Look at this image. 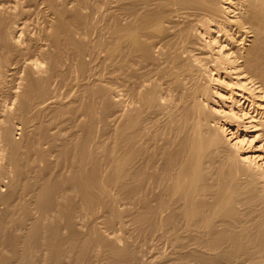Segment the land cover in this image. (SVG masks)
I'll list each match as a JSON object with an SVG mask.
<instances>
[{
    "label": "bare ground",
    "instance_id": "obj_1",
    "mask_svg": "<svg viewBox=\"0 0 264 264\" xmlns=\"http://www.w3.org/2000/svg\"><path fill=\"white\" fill-rule=\"evenodd\" d=\"M0 95V264H145L98 226L130 221L193 235L165 264H264V0H0Z\"/></svg>",
    "mask_w": 264,
    "mask_h": 264
},
{
    "label": "rangeland",
    "instance_id": "obj_2",
    "mask_svg": "<svg viewBox=\"0 0 264 264\" xmlns=\"http://www.w3.org/2000/svg\"><path fill=\"white\" fill-rule=\"evenodd\" d=\"M99 38L100 37L97 35L96 41ZM104 39L105 38H103V40ZM95 52L97 53V55L95 56V60L93 61V63H90V66L96 68V70H97V72L101 78L108 80V77L111 76L112 62L105 57L106 52H105L104 47H99L98 50H96ZM87 58H89V61H90V59H92V57L89 55L87 56ZM0 100H1L0 107L2 109H6L8 101L5 100L4 97H2L1 95H0ZM126 105H127V102H124L123 105L121 106V108L126 109ZM99 110L101 111L102 114H104V112H106V110H101V109H99ZM109 113H110V111H109ZM81 119L82 120H80L79 122H83V121H84V123L87 122L86 116H82ZM15 122H16V125L19 124V122H17V121H15ZM98 126H99L98 128H100V129L97 128L99 131L98 134L101 135L104 132L103 123L98 124ZM30 130H31V127H29L27 129V131H30ZM19 132L20 131H18V130H14V135L16 138H18V137L22 138V135H18ZM73 133H77L78 135H82L81 126H76L72 123L67 124L66 127L64 128V134H66V136H70ZM105 133H106V135L103 136V138L105 140L111 141V138H112L111 135L108 134L106 131H105ZM56 159L57 158H55V160ZM62 163L65 164L66 166H69L66 164L67 163L66 159H62ZM32 165H33V167H35V166H38V163L37 162L35 163L32 161L31 166ZM66 170L67 169L63 167L64 173H71L70 171H66ZM246 186H247V184H246ZM29 200H31V197L29 195L21 196V197L17 198L13 203H14L15 207L16 206L19 207L23 203L30 204ZM127 202H129V201H127ZM132 202H135V201H132ZM261 203L264 204V201L259 197L256 199V201L254 203H252L253 205L257 204L256 209H258V210L256 211L255 214L257 215V212L260 211L256 217H258L261 213L264 212V209L261 210L263 207V204H261ZM30 206L34 207L33 204ZM2 207L3 206L1 205L0 209ZM2 209H4V208H2ZM2 211L3 210L0 211V214H4ZM21 214H22V212H20L18 214L14 213V214L7 216L6 219L8 222L9 229H10V230H8L9 234L16 235V230L14 228V225L16 224L15 221L17 220L18 216H20ZM89 214L90 213H88V212L78 213L77 214V221L81 222L85 219H89L88 217H90V218L94 217V218H92V220H96L95 216H91ZM98 226L101 228V230H103L105 232V234H108V235L114 236V237L123 238L121 244H124L126 241H130L131 243H133L134 247L137 249V252L140 253L141 258L143 260H145V262H146L145 264H165V262L168 259H170V258L177 259L179 257V255H177L176 252H177L178 248L180 246H182L183 244L188 245L187 249H189L191 247L194 248L198 245V242L195 240L193 235H191L189 233V231L182 232V236H180V237H181L183 244H179L176 242L174 235L161 233V234H158L156 236H153V235L150 236L149 233H147L146 231H142L139 228V226L132 221H130V223L124 229L119 228V226H114L115 228L113 227L111 230L106 231L104 228H102L101 224L98 223ZM199 247L201 248L200 245H199ZM4 249L9 251L10 247H4ZM33 249H34L35 255H38L40 257L35 262L37 264H46V262L44 261V258L47 256V253H49L47 248L44 246H40V244H39V245H33ZM94 249H93L94 254H97L99 256L98 259L95 260V262L97 264H123L122 262H119V261L116 262V261H113L112 259L107 258V254L103 251V249H96V248H94ZM68 256H69V249L66 248V250H65V262L64 263L69 264L70 261H69V259H67ZM189 260H191V262L193 264H199L196 259L190 258Z\"/></svg>",
    "mask_w": 264,
    "mask_h": 264
}]
</instances>
